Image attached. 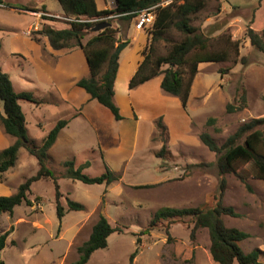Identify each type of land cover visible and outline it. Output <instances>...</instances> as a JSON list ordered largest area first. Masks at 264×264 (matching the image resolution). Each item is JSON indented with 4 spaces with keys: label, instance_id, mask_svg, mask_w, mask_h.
Instances as JSON below:
<instances>
[{
    "label": "rangeland",
    "instance_id": "374dc122",
    "mask_svg": "<svg viewBox=\"0 0 264 264\" xmlns=\"http://www.w3.org/2000/svg\"><path fill=\"white\" fill-rule=\"evenodd\" d=\"M183 1L166 0L162 4L179 5ZM205 1V7L190 16V24L210 40V51H225L229 58L226 62L199 65L201 70L193 81L190 109L193 142L174 144L165 126V136L161 138L158 131L150 148L138 150L121 170L112 171L115 180L110 185L59 179L60 202L66 209L61 220L57 216L53 182H35L29 194L32 206L23 204L16 207L11 216L0 215V236L8 232L0 261L4 264H73L78 260V248L89 239L93 226L103 215L119 231L109 236L108 247L94 252L87 264H131L130 257L138 247L139 237L142 244L132 264H217L210 254L207 229H198L192 237L194 224L189 217L155 220L161 208L190 209L215 204L219 189L217 156L201 142L202 132H208L222 145L242 124L264 117V54L258 52L246 36L248 28L264 36V0ZM43 2L46 0H6L0 5V66L10 76L15 92L27 94L33 101L20 100L19 104L27 136L36 145L42 143L58 121L71 122L80 112L76 105H82L81 93L86 94L74 81V78L79 79L81 70L87 68L82 49L56 51L45 38L40 42L31 38V33L39 30L42 22L63 28L75 20L64 12L53 22L43 21L42 15H48L42 11ZM114 4L115 0H107L106 7L111 9ZM112 24L120 27L116 46L124 44L118 59L114 102L123 120H127L125 115H129L131 109L124 100L126 85L135 61L145 57L152 25L136 32L135 21ZM90 37L91 34L84 42ZM184 38V34L171 28L161 39L151 42V59L166 55L173 44ZM166 68L164 66L163 70ZM243 91L247 96L246 108L228 112V105H240ZM84 113L88 116L72 121L49 151L50 167L59 174L64 160L90 163L84 171L90 177L106 172L100 152L106 146L105 134L102 133L101 138L96 124L102 123V127L106 124V136L115 138L119 131H124L127 139L132 138L131 124L115 121L112 113L96 101L91 100ZM210 119L215 122L209 123ZM13 142L14 138L5 133L0 123V152ZM163 142L166 153L160 158L157 153ZM126 147L132 150L131 146ZM37 170L36 158L25 149L20 150L16 166L2 176L0 196L15 194L20 184ZM242 171L251 190L236 176H226L223 202L234 207L240 216H226L224 220L228 227L250 234L241 246L246 253L262 251L260 264H264V181L253 177L250 165L243 166ZM68 200L81 203L85 209L69 211Z\"/></svg>",
    "mask_w": 264,
    "mask_h": 264
},
{
    "label": "trees",
    "instance_id": "16d2710c",
    "mask_svg": "<svg viewBox=\"0 0 264 264\" xmlns=\"http://www.w3.org/2000/svg\"><path fill=\"white\" fill-rule=\"evenodd\" d=\"M61 4L67 17H75L63 28H54L42 22L41 28L31 33L35 42L47 38L52 49L63 50L80 48L84 52L89 66V74L77 82V87L86 91L91 100L97 101L107 108L116 121L123 120L119 107L114 102L115 81L119 69L116 57L119 46L118 34L120 27H113V22L123 21L130 23L136 21L139 14L150 10L154 14L151 26L150 40L146 47L145 57L137 71L129 82V89H134L149 80L162 76V90L172 96L179 97L183 107H187L193 81L198 74V66L202 63H221L228 60L225 51H210V40L199 33V29L190 24V16L199 13L206 5L205 0H184L182 4L171 3L167 6L161 4L166 0H115L112 9L98 10L95 0H57ZM262 1V0H260ZM6 0H0V5ZM44 14H49L46 7H42ZM111 17V18H109ZM93 18H107L112 25L99 32L92 29L105 21L91 22ZM56 18L42 15L43 21H55ZM176 28L185 35V38L171 46L168 53L151 59L152 41L163 37L171 28ZM146 29V28H145ZM92 35L86 42L88 35ZM247 38L251 45L260 53L264 54V36L252 28L247 29ZM246 61L245 58L242 59ZM167 66L163 70V67ZM20 100L32 101L27 94L16 93L10 79L0 66V123L6 134L14 138L13 144L0 152V182L2 176L14 168L18 161L20 150L25 149L35 157L38 164L37 172L27 178L10 196H0V215H12L16 207L21 205L32 206L29 198L31 187L40 180H51L55 187L56 210L59 220L65 214L66 209L62 206L60 198L59 179L80 181L87 185L105 184L110 185L114 180V174L106 167V172L98 177H90L84 171L88 168L86 162L76 166L75 161L68 160L62 164L61 174L50 167L49 151L55 144L60 132L68 124L69 120L63 119L56 123L54 128L46 135L40 145L34 144L27 136L25 118ZM240 105L227 106V111L243 110L247 106L245 91L239 99ZM210 119L209 123H214ZM160 137L165 136L167 131L162 119L156 122ZM264 117L252 119L242 124L235 133L230 135L224 144L218 145L208 132H202L199 138L209 151L216 154V167L219 175L218 195L212 207L190 209L161 208L155 215L158 219H174L189 217L194 226L191 236L194 237L198 229H207L210 238V254L217 264H260L262 251L256 249L249 253L244 252L241 244L250 234L234 227H228L224 218L239 217L234 207L226 206L223 202L227 189V175L236 176L246 187L251 190L243 174L242 167L250 165L255 179L264 181ZM163 139L162 141H164ZM166 153V145L163 142L161 151L157 156L162 158ZM84 205L76 201L68 200V210L83 211ZM119 231L114 228L107 217L101 215L93 226L89 239L78 248V260L73 264H87L92 254L108 247L109 236ZM145 233H142L144 235ZM8 232L0 236V253L5 248ZM137 249L131 255V264L142 244L139 237L136 241ZM0 264H4L0 261Z\"/></svg>",
    "mask_w": 264,
    "mask_h": 264
},
{
    "label": "crops",
    "instance_id": "0c3cea01",
    "mask_svg": "<svg viewBox=\"0 0 264 264\" xmlns=\"http://www.w3.org/2000/svg\"><path fill=\"white\" fill-rule=\"evenodd\" d=\"M95 1H96L98 10L108 9L106 7L107 0H99V2L98 0H95ZM43 3L46 9L48 10L49 14L47 16L49 17H54L58 19L64 13V10L61 4L57 0H46V2H43ZM114 6H112L111 9ZM135 30L136 32H141V30H137V29ZM45 40L48 42L47 38H45ZM147 41H148V36H147ZM56 51H61V50H56ZM81 52L85 59V63H86L85 65L87 68L85 67L86 69L84 71L81 70V72L78 74L79 79L77 81L75 80L76 78H74L76 87H77V82L81 78L86 77L89 74L88 73L89 72L88 63L86 61L84 52L82 50ZM120 55H122V52ZM143 59L144 58L142 57L140 58V60L137 59L135 61L133 72L130 75V80L135 74V72L137 71ZM199 65L201 66V64ZM57 69L59 70L60 66L57 67ZM198 70H201V67L198 66ZM50 71L52 72V69H50ZM118 72H119V69H118ZM117 78H118V73H117ZM117 78L115 81V89H116ZM130 80L128 81L126 85V90L124 93V96L126 99L124 100L126 104L128 105V107L131 109V112L129 115H125V118L127 120H121L120 123L128 122V125L131 124V128L129 129L131 132L133 131L131 134L132 138L128 137L127 139L128 135L124 134L125 133L124 131H119L118 135L115 138L112 137L111 135L106 136V133H107L106 124L104 125V127H102V123L96 124L97 132H99V135L101 136V138H102V133L105 134L104 141L103 140L102 141L104 144H106V146L102 147V151L100 150V152H102V155H103V160L106 163V166L111 171H116V172H118L124 167L125 165L124 163L131 161L133 159L134 153H137L138 150L150 148L154 135L158 133L156 122L159 119H162L163 125L167 127L171 140L172 138L174 139L173 141L174 144H177L179 142L180 144L182 143L187 144V143L193 142V136H192L193 115L190 113L191 112L190 109L192 105L191 98H192V92L194 89L195 82L194 84H192V87H191L190 97L187 103V107L184 108L182 101L179 97L169 95L162 90L161 88L162 76H157L134 89H129ZM196 80H197V77H196ZM84 92L86 93V91ZM86 94L84 95L83 93H81V96H83V99H82L83 101L80 104L82 105H79V104L76 105V110L80 109V112L78 114H75L71 122L75 120L77 121L80 117L88 116V113H84V111L86 110V107L91 101V99H90V96ZM115 94H116V91H115ZM80 100L81 99H75V101H80ZM99 113H102V112H99ZM71 122H69V124L64 129H62L55 144L50 149V152L55 147V145L59 142L61 135L69 128ZM111 124L113 123H112V119L110 118L108 121L110 133L112 132ZM174 135H177V137L174 138ZM127 140H130L128 141L129 144H126ZM113 142L115 144H113ZM126 146H129V147L131 146L132 150L130 151L127 150ZM65 161L67 160H64V162ZM84 163L86 162H82V163L79 162V164L76 162V166H80ZM89 166H90V163H89Z\"/></svg>",
    "mask_w": 264,
    "mask_h": 264
},
{
    "label": "built area",
    "instance_id": "2783aa9c",
    "mask_svg": "<svg viewBox=\"0 0 264 264\" xmlns=\"http://www.w3.org/2000/svg\"><path fill=\"white\" fill-rule=\"evenodd\" d=\"M162 6H164L163 4H161ZM154 9V8H152ZM152 9L150 10H145L143 12H141L137 18V20L135 21V28L137 30H144L146 26H150L153 23L154 20V14L152 12ZM111 18V17H109ZM107 20V18H97V19H91V22H98V21H105Z\"/></svg>",
    "mask_w": 264,
    "mask_h": 264
},
{
    "label": "water",
    "instance_id": "95a60500",
    "mask_svg": "<svg viewBox=\"0 0 264 264\" xmlns=\"http://www.w3.org/2000/svg\"><path fill=\"white\" fill-rule=\"evenodd\" d=\"M111 25H112V24H111L110 22L105 21V22H102V23L96 25V26L92 29V31H93V32H99V31H101V30H103V29H105V28H107V27H110ZM123 47H124V44H120V45H119V48H118V51H117L116 57H119V55H120V53H121Z\"/></svg>",
    "mask_w": 264,
    "mask_h": 264
}]
</instances>
